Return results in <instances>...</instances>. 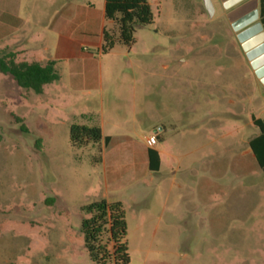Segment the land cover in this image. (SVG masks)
<instances>
[{
    "label": "rangeland",
    "instance_id": "rangeland-1",
    "mask_svg": "<svg viewBox=\"0 0 264 264\" xmlns=\"http://www.w3.org/2000/svg\"><path fill=\"white\" fill-rule=\"evenodd\" d=\"M212 1L213 16L203 0H148L155 22L137 31L133 47L100 59L134 64L127 74L144 82L138 126L125 134L143 142L153 126L167 130L161 181L148 200L127 207L130 264H264V174L249 147L259 134L254 119L264 118V84L228 9ZM13 7L38 33L51 13L47 0H0V15ZM26 93L0 74V264H94L81 208L101 200L104 167L93 166L95 149L71 145L59 104L51 119L25 114L23 132L15 101Z\"/></svg>",
    "mask_w": 264,
    "mask_h": 264
},
{
    "label": "crops",
    "instance_id": "crops-1",
    "mask_svg": "<svg viewBox=\"0 0 264 264\" xmlns=\"http://www.w3.org/2000/svg\"><path fill=\"white\" fill-rule=\"evenodd\" d=\"M47 7L51 13L39 33L30 27L28 18L21 16L20 7H13L5 16L0 15V50L10 48L15 51L18 61L55 62L60 74V80L45 86L43 94L32 91L20 94L15 101V109L23 114L18 117L24 120L23 116L29 114L51 119L56 112L55 105L59 104L69 113L66 120L69 129L74 125L73 121H82L79 125L89 126L88 121L100 118L98 127L102 129L103 136L111 137L110 144L104 148L101 164L106 173L101 199L122 202L127 218L128 205L136 206L140 200H148L150 189L162 179L165 152L160 145L166 141V127L162 125L155 130L157 126H153L154 132L143 142L126 135L138 126V107L144 82L136 74H127V70L134 67L132 63L103 66L100 62L103 33L114 28L113 23L106 19V0H47ZM118 46L122 45H117L111 52ZM66 86L90 97L95 95L97 101L83 103L71 95ZM129 111L132 120L128 121L124 118ZM119 132L124 134L117 135ZM153 135L163 141H157L154 147H150L148 139ZM88 148L94 149L91 145ZM149 149L160 154L158 172L149 168ZM135 186H140L142 191L124 193ZM159 194L163 196L162 192ZM48 203L52 207L55 201L48 199Z\"/></svg>",
    "mask_w": 264,
    "mask_h": 264
},
{
    "label": "trees",
    "instance_id": "trees-1",
    "mask_svg": "<svg viewBox=\"0 0 264 264\" xmlns=\"http://www.w3.org/2000/svg\"><path fill=\"white\" fill-rule=\"evenodd\" d=\"M260 21L264 27V0H259ZM106 19L113 23V29L103 33L102 54L111 52L117 45L133 47L135 35L141 28L152 25L155 15L148 0H106ZM0 74L12 77L17 85L38 95L44 88L60 80L55 62L42 64L37 61H18V53L10 48L0 50ZM21 129L29 133L24 120L17 117ZM259 134L249 141L254 158L264 174V118L254 119ZM157 137V136H156ZM70 143L77 149H87L90 145L95 152L93 166L103 162L104 148L111 142V137H104L98 126L72 125ZM157 141L162 142L161 137ZM41 140L37 146L41 148ZM149 168L158 172L161 166L160 154L149 149ZM85 217L82 220V233L85 248L94 264H130L129 246L127 242L128 224L124 204L120 201L109 202L101 199L81 208Z\"/></svg>",
    "mask_w": 264,
    "mask_h": 264
},
{
    "label": "water",
    "instance_id": "water-1",
    "mask_svg": "<svg viewBox=\"0 0 264 264\" xmlns=\"http://www.w3.org/2000/svg\"><path fill=\"white\" fill-rule=\"evenodd\" d=\"M206 10L211 16L215 13V7L212 0H203ZM243 0H235L227 3L226 8L241 2ZM257 0L247 2L228 14V19L237 35L238 41L242 45L243 51L252 68L256 71V75L264 84V27L259 21L260 14L257 8Z\"/></svg>",
    "mask_w": 264,
    "mask_h": 264
},
{
    "label": "flooded vegetation",
    "instance_id": "flooded-vegetation-1",
    "mask_svg": "<svg viewBox=\"0 0 264 264\" xmlns=\"http://www.w3.org/2000/svg\"><path fill=\"white\" fill-rule=\"evenodd\" d=\"M233 1H235V0H220V2L222 3V5H223V7L225 8V9H228V12H227V19H228V14L231 12V11H233V10H235V9H237L238 7H240L241 5H243V4H245V3H247V2H250V1H252V0H243V1H241V2H239V3H237V4H235V5H233V6H231L230 8H226V4L227 3H232ZM257 8H258V10H259V14H260V4H259V0H257ZM228 21H229V19H228ZM259 21H260V18H259ZM231 27H232V25H231ZM237 33V35H238V33L239 32H236ZM241 44V43H240ZM241 47H242V45H241ZM246 54V53H245ZM247 57V56H246ZM248 59V58H247ZM250 65H251V61H250ZM252 67V66H251ZM253 69V68H252ZM254 70V69H253ZM254 72H255V75H256V71L254 70ZM257 76V75H256ZM259 80L261 81V79L259 78Z\"/></svg>",
    "mask_w": 264,
    "mask_h": 264
},
{
    "label": "built area",
    "instance_id": "built-area-1",
    "mask_svg": "<svg viewBox=\"0 0 264 264\" xmlns=\"http://www.w3.org/2000/svg\"><path fill=\"white\" fill-rule=\"evenodd\" d=\"M156 144H157V137L153 135L152 137L148 139V145L150 147H154Z\"/></svg>",
    "mask_w": 264,
    "mask_h": 264
}]
</instances>
